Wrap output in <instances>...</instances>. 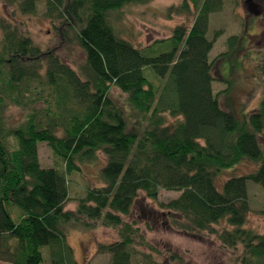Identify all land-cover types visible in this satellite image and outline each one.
<instances>
[{
  "label": "trees",
  "instance_id": "trees-1",
  "mask_svg": "<svg viewBox=\"0 0 264 264\" xmlns=\"http://www.w3.org/2000/svg\"><path fill=\"white\" fill-rule=\"evenodd\" d=\"M151 1L0 0L26 17L42 8L56 37L84 55L80 76L53 51L42 52L16 26L0 21V245L10 252L7 262L42 264L41 249L47 248L50 264H76L68 231H92L100 222L119 228L120 240L99 245L98 254L108 255L109 264H132L138 230L121 217L130 215L140 193L157 202L166 191L179 193L158 203L174 229L210 231L225 248H242L239 264H264V236L245 228L246 182L264 191V98L239 118L220 107L221 93L212 90L216 61H209L220 33L212 41L206 38L209 16L236 0H183L170 10L188 14L193 8L190 29L176 27L169 39L140 51L116 35L109 15ZM239 42L237 36L227 39V52L219 58ZM160 47L165 52L156 54ZM147 69L160 85L145 77ZM111 88L147 121L140 137L126 132ZM9 107L23 114L14 127L4 125ZM38 144L51 150L63 171L40 167ZM98 155L105 158L102 186L88 189L75 211L66 212L67 176L79 172V164H95ZM245 162L256 167L252 173L218 184L225 172ZM222 223L227 229L214 231ZM169 262L182 264L175 255Z\"/></svg>",
  "mask_w": 264,
  "mask_h": 264
},
{
  "label": "rangeland",
  "instance_id": "rangeland-1",
  "mask_svg": "<svg viewBox=\"0 0 264 264\" xmlns=\"http://www.w3.org/2000/svg\"><path fill=\"white\" fill-rule=\"evenodd\" d=\"M183 0H152L141 6H128L109 15V22L116 35L129 42L135 49L144 51L155 41L167 40L176 27L186 31L190 29L196 11L191 8L188 14H176ZM4 20L16 26L19 31L31 39L42 52L53 51L60 61L81 76L84 55L76 45H70L58 39L51 28V23L43 18V9L39 8L35 16H22L17 10L5 7L0 2V21ZM220 36L215 40L209 54V61H216L212 67V90L219 94L220 107L241 117L256 110L264 98V0H236L224 3L221 12L209 16L206 38L213 40L215 33ZM240 38L238 47L230 55L219 58L227 52V39ZM165 52V48L156 49V54ZM145 57H154L152 53L142 52ZM145 77L153 84L160 85L150 69L145 70ZM225 91V92H224ZM110 99L122 112L126 123V132L140 137L147 121L132 112L126 96L116 88H111ZM4 125L14 127L23 118V114L14 107L3 113ZM168 123L174 119L166 117ZM264 153V140L260 139ZM38 159L41 168L64 170L63 163L54 157L44 144H38ZM105 165V158L98 155L93 165L79 164V172L67 176L68 202L64 210L74 212L76 200L82 198L88 189L99 188L102 183L99 172ZM255 166L243 163L225 172L218 184L231 177H240L252 173ZM246 190L250 212L245 224L246 229L264 236V191L260 186L247 181ZM179 193L160 191L157 202H152L140 193L128 217H121L126 224H132L138 230L132 247V264H146L149 256L156 264H170L169 258L175 255L182 264H239L242 248H225L217 239V234L207 232L185 233L171 226L169 214L161 210L158 203H168L176 199ZM226 227L215 226L220 232ZM227 229V228H226ZM120 240L119 228L103 227L100 222L92 231H73L67 233V244L73 251L76 264H109L108 255L98 254L99 245H108ZM11 244V242H10ZM9 251L0 245V264L8 261ZM42 264H50L47 248L41 249Z\"/></svg>",
  "mask_w": 264,
  "mask_h": 264
}]
</instances>
